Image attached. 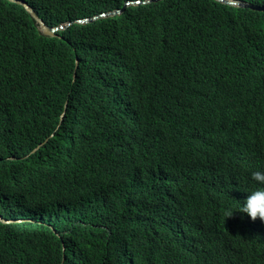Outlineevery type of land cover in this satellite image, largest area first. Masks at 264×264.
<instances>
[{
  "label": "trees",
  "instance_id": "obj_1",
  "mask_svg": "<svg viewBox=\"0 0 264 264\" xmlns=\"http://www.w3.org/2000/svg\"><path fill=\"white\" fill-rule=\"evenodd\" d=\"M25 1L72 24L0 0V264H264V10Z\"/></svg>",
  "mask_w": 264,
  "mask_h": 264
},
{
  "label": "clouds",
  "instance_id": "obj_2",
  "mask_svg": "<svg viewBox=\"0 0 264 264\" xmlns=\"http://www.w3.org/2000/svg\"><path fill=\"white\" fill-rule=\"evenodd\" d=\"M236 1H239V0H236ZM140 2H141L140 0H132V1L130 0V1H127L126 2L125 6L127 7V6H129L131 4H138ZM142 2H146V1H142ZM243 2H245V1H243ZM234 6H238V5H234ZM117 10H120V12H115L113 14L121 13L123 11L122 9H117ZM117 10H114V11H117ZM114 11H111V12H114ZM109 13L110 12L102 13V14H103V16L111 15ZM78 20H82V19H77V21ZM80 23H82V22H80ZM71 24H72V21H69L68 23L60 24V25L54 27V26H50V25H48L46 23L47 26L55 29V34L54 35H56L58 31L64 30V29L68 28ZM39 26H40V30L43 33H45L43 31V29L41 28V25L40 24H39ZM47 35H50V34H47ZM77 63H79V60H78ZM74 76H75V74H74ZM65 107H67V105ZM64 115H65V111L62 114L61 121L63 120V116ZM43 144H45V143L42 142L37 147H35L34 151H37ZM13 158H16V157H13ZM251 176H252V180L255 181L258 185L264 186V171H254L251 174ZM235 212L244 213L247 216H249L251 218V220L253 221L252 222V230H251L252 232H251V235H250V240H252V242L250 243V245L248 246V248H251V250H256V256H257V258L264 260V187L257 188L255 190L251 191L250 193H248L246 199L243 202V205L238 210H235L234 211L232 208H227L225 210V215H226L227 218H229V217H232ZM0 219H2L3 221H5L7 223L13 221V220L3 219L1 215H0ZM257 219H259L262 222H259V224H258V222H254ZM15 221H21V220H15ZM231 261L234 262V261H236V259L233 258V260L231 259Z\"/></svg>",
  "mask_w": 264,
  "mask_h": 264
},
{
  "label": "water",
  "instance_id": "obj_3",
  "mask_svg": "<svg viewBox=\"0 0 264 264\" xmlns=\"http://www.w3.org/2000/svg\"><path fill=\"white\" fill-rule=\"evenodd\" d=\"M12 1H17L18 3L22 4L30 13H32V15L37 19V21L41 25V28L43 29V31L46 34H50V35L55 34V29L47 26L46 23L40 17L37 16L36 12L33 10L32 7H30V5L26 1H24V0H12ZM220 1H223V2L231 4V5L249 7V8L255 9V10H264V5H257V4H253L250 2H243V1H236V0H220ZM125 8H126V6L123 7L122 10H124ZM115 12H120V10L110 12L109 14H113ZM100 16H103V14L98 15V16H94V17L85 18V19L78 20V21L82 22V23H87V22H91L93 20L98 19ZM77 62H78V60H77Z\"/></svg>",
  "mask_w": 264,
  "mask_h": 264
}]
</instances>
